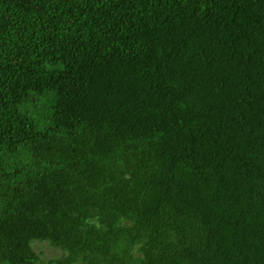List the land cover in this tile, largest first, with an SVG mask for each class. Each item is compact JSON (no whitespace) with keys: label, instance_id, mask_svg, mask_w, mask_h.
<instances>
[{"label":"trees","instance_id":"trees-1","mask_svg":"<svg viewBox=\"0 0 264 264\" xmlns=\"http://www.w3.org/2000/svg\"><path fill=\"white\" fill-rule=\"evenodd\" d=\"M0 264H264V0H0Z\"/></svg>","mask_w":264,"mask_h":264},{"label":"rangeland","instance_id":"rangeland-1","mask_svg":"<svg viewBox=\"0 0 264 264\" xmlns=\"http://www.w3.org/2000/svg\"><path fill=\"white\" fill-rule=\"evenodd\" d=\"M31 247L33 248L35 253L38 254L40 261L44 263H46V261L50 259L57 258L60 255L59 251L50 247L45 242H33ZM130 255L133 256V254H130Z\"/></svg>","mask_w":264,"mask_h":264}]
</instances>
